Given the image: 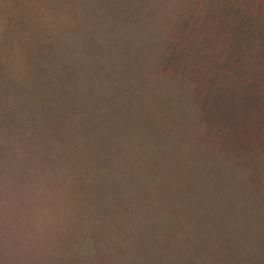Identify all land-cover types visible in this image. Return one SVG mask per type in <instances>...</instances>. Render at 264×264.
I'll return each mask as SVG.
<instances>
[{
    "label": "rangeland",
    "instance_id": "obj_1",
    "mask_svg": "<svg viewBox=\"0 0 264 264\" xmlns=\"http://www.w3.org/2000/svg\"><path fill=\"white\" fill-rule=\"evenodd\" d=\"M0 264H264V0H0Z\"/></svg>",
    "mask_w": 264,
    "mask_h": 264
}]
</instances>
